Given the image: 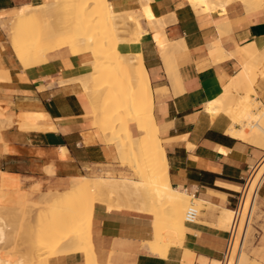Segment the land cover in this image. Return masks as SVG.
I'll use <instances>...</instances> for the list:
<instances>
[{
	"label": "crops",
	"instance_id": "1",
	"mask_svg": "<svg viewBox=\"0 0 264 264\" xmlns=\"http://www.w3.org/2000/svg\"><path fill=\"white\" fill-rule=\"evenodd\" d=\"M108 2L116 13L136 16L144 4ZM215 2L217 8L203 11L204 6L196 8L191 0H150L161 24L151 28L142 17L140 42L118 46L124 56L142 53L170 185L198 200V218L186 223L184 240L164 252L145 244L153 238L151 214L134 205L109 211L97 203L91 233L98 264H220L224 256L228 229L222 224L223 212L236 208L251 169L253 180L263 168L264 148L231 136V128L240 130L241 125L224 112H209L207 105L222 96L250 62L248 47L264 55V0L259 6L242 0ZM53 3L0 0V226L6 233L0 242V264H39L34 234L38 210L24 213L26 205L45 194L67 191L76 178L137 180L121 162L116 145L97 127L87 91L93 87L91 54L74 55L64 46L28 68L16 57L11 42L14 19L26 8ZM262 54L255 60L259 76L253 97L264 107V61L257 62ZM233 94L237 99L245 92ZM30 116L35 129L26 121ZM129 129L136 138L143 134L135 122ZM257 207L249 255L243 252L249 264H264V180ZM48 264L86 260L81 253H70L54 256Z\"/></svg>",
	"mask_w": 264,
	"mask_h": 264
},
{
	"label": "bare ground",
	"instance_id": "2",
	"mask_svg": "<svg viewBox=\"0 0 264 264\" xmlns=\"http://www.w3.org/2000/svg\"><path fill=\"white\" fill-rule=\"evenodd\" d=\"M191 1L192 5L196 8L204 6L203 11L214 10L217 8L216 0ZM217 1L220 2V0ZM242 1H244L247 6H252V4H258L259 6L262 0ZM110 3L108 0H55V3L50 5H39L26 8L23 14L15 18V23L19 26V31L12 36V47H14L13 49L17 56L23 59L21 62L26 63L25 60L32 56L27 57L30 54L28 53V55L26 54L27 58L23 57L25 50L23 51L21 49L22 39L29 32L28 24L32 22L31 20L34 19L36 14L39 11H42L47 16H50L53 9L56 11L57 7L63 4L69 5L73 7L74 10H77L74 13L75 19L77 20L75 21V25H77L76 22H79L83 27L88 28V34L92 31H94V33L92 32L93 35H87V37V31H85L84 34L86 33L85 37L87 38H82V36L79 37L76 41V46L79 48H88L93 57L92 64L98 68V71L96 69L94 70L98 72L96 73L98 74L99 79L100 77L103 78L102 82L104 83V85L101 86L102 82L101 84L98 82L99 85L95 82L93 84L96 85L94 87L96 91H89V89H87V91L92 95L94 106L95 104H98L95 102L96 99H104L103 105L105 107L101 109L102 111L104 110L101 113V120L103 122L106 118H110V114H114L115 117L116 113L119 112V116H121L119 117L121 120H117V122L115 121L117 118L113 120L111 116L110 119L105 120L106 124L99 121L101 124L97 125L101 126V133L106 138L107 142L116 145L119 158L123 164H127L128 159L130 160L129 154H131L133 149V141L138 145L136 148V161L133 164L136 166V172L140 179L133 181L126 179L91 177L76 178L71 181L70 188L63 193L56 202L46 200L43 206H39L40 209L46 208L47 210L61 211L65 213L63 216L65 219H62L59 222L60 226L56 224L54 229H50L51 231L47 236V249L50 253L47 258L48 260L56 253H78L82 250L86 251L87 258L90 259L92 254H94L93 247H91L93 242L90 241L92 239L91 230L93 218L89 219L87 215L89 214V217L91 218L93 211H90V209L94 210L97 203L106 206L109 211L113 210V202L117 193L122 192L129 197L135 196L139 201H142L144 206L143 212L151 214L153 218V238L145 244L151 245L164 252L184 240L186 234L185 225L187 223L186 210L190 209L189 207L191 205L199 207L198 200H192L189 195L174 190L170 185L169 165L162 141L159 138L158 127L153 118V97H151L152 93L149 79L147 77L148 75H146L143 68L144 64L142 65V53L130 57L120 54L118 50V46L121 42H128L131 44H138L140 42L144 33L143 28L140 25V20L138 17H134L132 24L127 22L121 24V22L118 21V18H121L124 13H116ZM222 3L223 2H221V4ZM225 4L227 3H224V6ZM224 6L222 5L221 7ZM41 8H43V10H41ZM255 9H258V7ZM150 11L153 13L151 7ZM140 17L142 18L143 16ZM150 17L148 19L154 20V22H150L153 24L156 22L155 27L149 25L151 28H156V26L161 24L160 20L154 15V13L153 16ZM133 27L136 31V36L130 37L129 33L132 31ZM160 27L163 26L161 25ZM54 29L55 28L51 30L49 36L50 39H52L51 34ZM74 35L76 37L77 34ZM157 38L159 44L163 46V38L160 39L159 34H157ZM45 43L42 42L41 45H45L44 47L47 49L46 45L50 43ZM70 48L72 49V46ZM39 50L42 51L41 48H39ZM39 50L37 49V51ZM45 51L49 52L48 49ZM247 53L250 57V62L231 83L232 85L234 84V86L238 85L239 90L237 92L244 91L246 96H241V99L236 104L232 105L231 108H223L216 105V100H214L211 102V105H209L207 110L213 114L224 112L231 118L234 124L241 125L242 128L240 130L231 128L229 131L231 136L240 138L241 140H247L251 142V144L253 143L254 145L264 148V107L256 102V100H252V97L250 100V96L255 94L254 85L259 76L257 73L259 65H257L255 60H257L256 57L262 53L252 47H248ZM35 55L33 54V57ZM45 56L46 54L43 57ZM262 56L264 57L263 54ZM262 56L261 58L263 59ZM22 65L24 66V64ZM97 86L101 87L98 88ZM108 105L109 107H106ZM123 111H125V113H123ZM97 113L98 112H96V114ZM121 113H123L124 119L122 118L123 115H121ZM31 116L33 117L34 115L31 114ZM31 116L28 120H25L29 123V127L31 126L35 129L37 126H35L36 115L33 118L35 119L33 121L30 120ZM43 117H45V115ZM116 117H118V115ZM108 120L111 122V125L109 124L110 122L108 123ZM130 122H135L142 130L143 134L140 138L133 136L129 129ZM118 124L120 125L118 126ZM263 172L264 166L253 180H250V193L259 182L264 180L261 179ZM89 201L90 203L92 202V204H90ZM89 204L92 207H90ZM140 205L138 204V206ZM87 209L88 212H85ZM232 219L233 212H223V226L227 227L231 224ZM63 220L68 224L66 227H64L65 223H62ZM2 227H0V242L6 239V233ZM89 237L91 238L90 240ZM87 242L90 244V247L86 245ZM248 258L249 257L246 254L241 252L237 255L235 260L234 257L231 259L230 264H249L250 261ZM88 262H93L92 258Z\"/></svg>",
	"mask_w": 264,
	"mask_h": 264
},
{
	"label": "rangeland",
	"instance_id": "3",
	"mask_svg": "<svg viewBox=\"0 0 264 264\" xmlns=\"http://www.w3.org/2000/svg\"><path fill=\"white\" fill-rule=\"evenodd\" d=\"M149 2H150V0H144V4H143V8H142V10L140 12V16H143L147 20V22L152 26V24H153L152 22H154V20L148 19L150 16H153V13L150 11ZM41 10H43V8H41ZM75 11H77V10H74L73 7H71L69 5H66V4H63L61 6L59 5L57 7L56 11L53 9L50 16H47L44 12L39 11L36 14V16L34 17V19L31 20L32 22H30L28 24V30H29V32L26 34V36L23 37V39H22V47H21V49L23 51L25 50L24 51L25 53L23 54L24 55L23 57H26L28 55V53H30V54L27 57H30V56L33 57V54L34 55L36 54V55L33 57V59H32V57L29 58V59L26 57L27 59L25 58L26 59L25 60L26 63H25V62H21V60H23V59L19 58L17 56V54L15 53L16 54V57L18 58V60L22 64H24V66H26V68L33 67L35 65L44 63L46 61V57H43L47 53V51H45V50L48 49L49 52H50V51H53L55 49H58V48H61V47H64V46H68L69 47L71 44H72L71 45L72 46V49L70 48L71 46L69 48L71 49V51H72V53L74 55H78V54H81V53H90V51L88 50L87 47L84 46L87 49L86 50L85 48H79V47L76 46L77 39L79 37H81V36H82V38H84L85 37V34H86V33L84 34V32L87 31L88 28L83 27V25L80 24L79 22H76L77 25H75V21H77L75 19V16H74ZM146 14H147V16H146ZM140 16H136L135 14H125L124 13V15L121 18H118V21L121 22V24H123V22H127V23L132 24L133 23V18L134 17H138L139 20H140L141 19ZM56 17H58L59 20H56ZM150 21H152V22H150ZM53 28H55V29H54V31L51 34L52 35V37H51L52 39H50L49 36H50L51 30ZM4 31H5V34H6V32H7L6 29H4ZM18 31H19V26L15 23V19H14L13 24H12V36H13L14 33L18 32ZM92 32L94 33V31H92ZM92 32L90 34H88V31H87L86 36L87 35L88 36L89 35H93ZM74 34H77L76 37H75ZM129 34H130L129 35L130 37L136 36V31L134 30V27H133L132 31ZM87 37H85V38H87ZM41 41L43 43L47 42L45 44H48V42L50 43V44L46 45L47 49L44 47L45 45H43V44L41 45V43H42ZM28 46H30V47H28ZM42 47H44V48H42ZM39 48H41V50L44 53L45 52L46 53L44 54L42 51L39 50ZM37 49L40 52L37 51ZM38 52H39V54H38ZM41 52L43 53V55H42ZM40 55H42V56H40ZM256 55H254V56H256ZM263 61H264V59H259L258 60V62H260V63H263ZM92 68H93V72L92 73L94 74V72H95L94 75L93 74L90 75V78L92 80V83L97 82L96 84L99 85L98 82L101 84L103 78L100 77V75H99L100 79L98 78V74H97L98 73L97 72L98 71V68L95 67L94 64H92ZM94 69H96L97 71L94 70ZM260 75H263V73H260ZM103 85H104V83L102 82L101 86H103ZM95 86L96 85L93 84L92 89H89V91H96V89L94 88ZM101 86H97V87L100 88ZM98 88H97V90H98ZM233 90L238 91L239 90V86L238 85H235L234 86V84L233 85L230 84L228 87H226L224 94L222 96H220L219 98L216 99V101H215V103H217L216 105H219V106H221L223 108H228V107L231 108L232 105L236 104L241 99V97H238L236 99V96L233 94ZM253 95L254 94H252L250 96V100H251V97H252V100H255V98L253 97ZM244 96H246V95H244ZM98 100L97 99L95 100V102L98 103V104H95V108L97 110L96 112H98L96 114L97 115V123L96 124L100 125L103 122L101 120V117H102L101 113L104 111V110L102 111L101 109H103L105 106L103 105V100L104 99L98 98ZM209 105H211V103H209L207 105V108H209ZM106 107H109V105L106 106ZM123 113H125V111H123ZM123 113H121V115H123ZM110 115L112 116V119L113 120L115 118H117L115 120L116 122H117V120H121V118H119V117H121V116H119V112L116 113V116L118 115V117H116V116L114 117V114H110ZM110 115H108V116H110ZM111 116H110V118H111ZM110 118L108 117L106 119H110ZM122 118L124 119V115L122 116ZM105 120H104L103 123L106 122ZM109 122L110 121L108 120V123ZM109 124L111 125V122ZM98 125H97V127L101 130V126H98ZM119 125L120 124H118V126ZM128 137H130V136H128ZM137 146L138 145L135 144L134 141H133V143H132V148L133 149H132L131 154H129L130 160L128 159V163L127 164H123V165L124 166H128L131 169L132 172L134 171L133 174L135 173V175L137 177V180H138V179H140V177L137 175L136 168H135L136 166L133 164L136 161V158L135 157H136V153H137L136 152L137 151V149H136ZM133 159H134V162H133ZM139 159L141 160L140 157H139ZM135 175H134V177H135ZM94 177H96V176H94ZM100 177H103V176H100ZM65 192L45 194L39 202L28 204L24 208V211H25L24 213H26L27 210L28 211L29 210H32V209H37L38 210V213H37L38 214V227H37L36 232H34V234H35V237H36V245L38 247V262H39V264H48V261L49 260L47 258H48V256H49L50 253H49V251L47 249V241H48L47 240V238H48L47 236L49 235L50 231L52 229H54V227L56 226V224L59 225V222L62 219H65V218H63V216L65 215L64 212L54 211V210H47L46 208L45 209H40L39 206H43V204L45 203L46 200H51L53 202H56L57 199L60 196H62V194L65 193ZM139 202L141 203V205H140ZM86 203H88V202H86ZM89 203H90V201H89ZM90 204H92V202ZM90 204H89V206L92 207ZM113 204H114L113 210L114 209L124 208V207H131L132 205H134V206H136V208L139 211L143 212V207H144L142 201H139L135 196L129 197V196H127L126 194H124L122 192L117 193L115 195V199H114ZM138 204L140 206H138ZM89 206H88V208L90 209ZM192 207H194V209H196L198 211V213L202 209V205L199 206V207L191 205L189 208H192ZM257 209H258V207L256 208V212H257ZM188 210L189 209L186 210V213L188 212ZM90 211H93V213L91 215V218L89 217V214L88 213H86V214H88L87 216H88L89 219H92V218H94V210L93 209H90ZM85 212H88V209ZM0 220L3 222V218L2 217H0ZM62 223H65L64 227H66V225H68L65 220H63ZM229 226H230V224L227 226V229H229ZM2 229H3V227H2ZM252 234H253V228L250 229L249 240L252 237ZM90 237H89V240L91 239ZM87 241H88V239H87ZM90 241H92V239ZM86 245L88 247H90V244H88V242H87ZM91 247H93V245ZM243 252L249 255V241L247 242L246 248H245V250ZM70 253H74V252H69L68 254H70ZM78 253L83 254L84 257L86 256L85 257L86 264L87 263L88 264H93V263L94 264H98L96 262V260H95L94 254H92V257H91L93 262H90L89 263L88 261H90L91 258L90 259L87 258L86 251L82 250V251H80ZM61 254H67V253H61ZM61 254L60 253L53 254L51 256V258L54 257V255H57L58 256V255H61Z\"/></svg>",
	"mask_w": 264,
	"mask_h": 264
},
{
	"label": "built area",
	"instance_id": "4",
	"mask_svg": "<svg viewBox=\"0 0 264 264\" xmlns=\"http://www.w3.org/2000/svg\"><path fill=\"white\" fill-rule=\"evenodd\" d=\"M254 168L244 180L242 191L239 195L236 208L233 210V219L228 229V240L224 256L220 264H230L231 259L237 257L246 248L249 241L250 229L254 227L256 208L262 181L250 193L249 184ZM198 218V211L190 208L186 214V222L194 223Z\"/></svg>",
	"mask_w": 264,
	"mask_h": 264
}]
</instances>
